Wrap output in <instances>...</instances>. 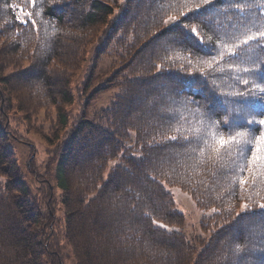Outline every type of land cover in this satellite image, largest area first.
Wrapping results in <instances>:
<instances>
[{"label": "trees", "instance_id": "16d2710c", "mask_svg": "<svg viewBox=\"0 0 264 264\" xmlns=\"http://www.w3.org/2000/svg\"><path fill=\"white\" fill-rule=\"evenodd\" d=\"M262 33L264 0H0V264H264ZM92 44L93 66L118 67L89 98L117 92L70 122ZM52 110L46 135L32 119ZM11 111L57 198H32ZM174 186L211 211L198 246L169 229L185 219Z\"/></svg>", "mask_w": 264, "mask_h": 264}, {"label": "rangeland", "instance_id": "374dc122", "mask_svg": "<svg viewBox=\"0 0 264 264\" xmlns=\"http://www.w3.org/2000/svg\"><path fill=\"white\" fill-rule=\"evenodd\" d=\"M95 46L92 44L88 47L86 59L72 81L71 89L74 99L72 105L67 108L68 114L71 117L70 122L80 114L93 118L99 111L105 109L110 104L114 94L117 92L115 89H110L98 92L89 98L91 92L110 79L112 72L118 67L116 57L111 54H104L93 66V51ZM11 72V68L5 70V74ZM13 112L11 111L7 121L10 130L8 146L15 156L22 178L28 184L32 198H41L47 187L53 189L54 195L57 198L60 195V191L55 187L54 181L47 174L46 168L49 156L47 155L48 151L44 142L36 134L27 129L20 114ZM38 114L36 119H32L34 128L43 134L49 135L55 121L54 110L50 112L48 117H46L44 111ZM52 169L53 166H51ZM169 190L175 206L185 217L181 227L173 226L169 227V229L180 232L189 243L198 246L199 238L201 240L208 239V234L203 232L201 223L204 220L203 217H207L211 211L198 209L190 196L178 187H170ZM58 206L60 207L59 203L55 206V215L61 217L56 211L58 210ZM43 209L45 210V208ZM66 264H71V262L66 260Z\"/></svg>", "mask_w": 264, "mask_h": 264}, {"label": "snow or ice", "instance_id": "6c2138e0", "mask_svg": "<svg viewBox=\"0 0 264 264\" xmlns=\"http://www.w3.org/2000/svg\"><path fill=\"white\" fill-rule=\"evenodd\" d=\"M261 35H264V33H262ZM260 126L264 127V120H260ZM220 143L223 145L225 142L223 140L220 141Z\"/></svg>", "mask_w": 264, "mask_h": 264}]
</instances>
